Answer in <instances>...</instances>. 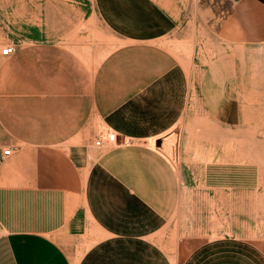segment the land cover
<instances>
[{
	"label": "crops",
	"instance_id": "obj_1",
	"mask_svg": "<svg viewBox=\"0 0 264 264\" xmlns=\"http://www.w3.org/2000/svg\"><path fill=\"white\" fill-rule=\"evenodd\" d=\"M191 2L0 0V264H264L262 227L235 214L179 226L182 173L162 147L188 118L193 138L246 131L236 50L264 45V0H236L218 34L233 52L192 90L167 47Z\"/></svg>",
	"mask_w": 264,
	"mask_h": 264
},
{
	"label": "rangeland",
	"instance_id": "obj_2",
	"mask_svg": "<svg viewBox=\"0 0 264 264\" xmlns=\"http://www.w3.org/2000/svg\"><path fill=\"white\" fill-rule=\"evenodd\" d=\"M235 2L192 0L183 37L167 44L187 71L192 90L208 66L233 52V47L224 45L218 34ZM97 34H101V42L97 37V44L102 46L105 57L116 48L117 42L105 27ZM240 52V65L248 68V108L253 105L256 111L253 121L246 123V131H225L224 136L209 140L197 138V134L193 138L188 118L162 147V152L182 173L184 217L179 226L183 228L197 225L191 214H199L201 224L205 214H235L232 218L239 217L244 223L262 227L264 235V45L236 50L237 54ZM192 99L189 115L195 108V94ZM198 113L202 118L200 109ZM204 223L207 224L205 220Z\"/></svg>",
	"mask_w": 264,
	"mask_h": 264
},
{
	"label": "built area",
	"instance_id": "obj_3",
	"mask_svg": "<svg viewBox=\"0 0 264 264\" xmlns=\"http://www.w3.org/2000/svg\"><path fill=\"white\" fill-rule=\"evenodd\" d=\"M16 49L13 47V46H6L4 47L2 50H1V53H2V56L3 57H10L12 56L14 53H15ZM116 140V135L115 134H112L109 136V141L110 142H115ZM101 141H98L97 142V145L98 146H101ZM5 155H10L11 154V150H6Z\"/></svg>",
	"mask_w": 264,
	"mask_h": 264
}]
</instances>
